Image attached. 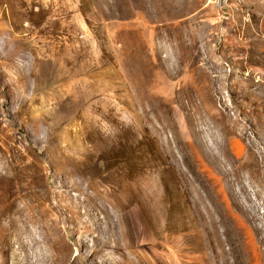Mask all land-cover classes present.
Returning a JSON list of instances; mask_svg holds the SVG:
<instances>
[{
	"label": "rangeland",
	"instance_id": "obj_1",
	"mask_svg": "<svg viewBox=\"0 0 264 264\" xmlns=\"http://www.w3.org/2000/svg\"><path fill=\"white\" fill-rule=\"evenodd\" d=\"M8 185L0 264H264V0H0Z\"/></svg>",
	"mask_w": 264,
	"mask_h": 264
},
{
	"label": "bare ground",
	"instance_id": "obj_2",
	"mask_svg": "<svg viewBox=\"0 0 264 264\" xmlns=\"http://www.w3.org/2000/svg\"><path fill=\"white\" fill-rule=\"evenodd\" d=\"M10 187L11 186L8 185L7 193L4 194V196H3L2 206H0V215L1 214L9 215V217H11V220L13 221V223L11 224L10 227H4V226H2V224L0 222V242H5V241L8 242V239H9L8 236H9V233L11 231V228L16 226L17 221H16V218L12 216V214L16 213L17 210H19V208L17 207L16 211H14L15 206H16V202H17L18 198H20L22 195L20 193L16 194L15 192L11 191ZM14 194H16V195H14Z\"/></svg>",
	"mask_w": 264,
	"mask_h": 264
}]
</instances>
